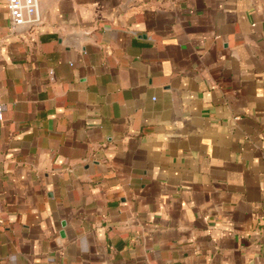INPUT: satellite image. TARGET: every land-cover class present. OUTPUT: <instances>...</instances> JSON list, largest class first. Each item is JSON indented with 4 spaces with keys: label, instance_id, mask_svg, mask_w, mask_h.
Segmentation results:
<instances>
[{
    "label": "crops",
    "instance_id": "1",
    "mask_svg": "<svg viewBox=\"0 0 264 264\" xmlns=\"http://www.w3.org/2000/svg\"><path fill=\"white\" fill-rule=\"evenodd\" d=\"M39 1L0 0V264H264V0Z\"/></svg>",
    "mask_w": 264,
    "mask_h": 264
},
{
    "label": "built area",
    "instance_id": "2",
    "mask_svg": "<svg viewBox=\"0 0 264 264\" xmlns=\"http://www.w3.org/2000/svg\"><path fill=\"white\" fill-rule=\"evenodd\" d=\"M6 4L12 30L31 29L41 22L42 14L39 0H6ZM2 119L3 109L0 105V120Z\"/></svg>",
    "mask_w": 264,
    "mask_h": 264
},
{
    "label": "water",
    "instance_id": "3",
    "mask_svg": "<svg viewBox=\"0 0 264 264\" xmlns=\"http://www.w3.org/2000/svg\"><path fill=\"white\" fill-rule=\"evenodd\" d=\"M28 29V28H27Z\"/></svg>",
    "mask_w": 264,
    "mask_h": 264
}]
</instances>
